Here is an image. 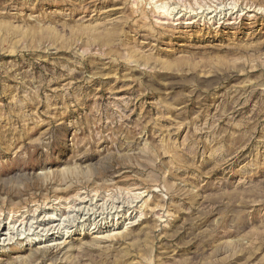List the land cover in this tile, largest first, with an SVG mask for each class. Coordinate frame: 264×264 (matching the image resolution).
<instances>
[{
  "label": "rangeland",
  "instance_id": "374dc122",
  "mask_svg": "<svg viewBox=\"0 0 264 264\" xmlns=\"http://www.w3.org/2000/svg\"><path fill=\"white\" fill-rule=\"evenodd\" d=\"M0 264H264V0H0Z\"/></svg>",
  "mask_w": 264,
  "mask_h": 264
}]
</instances>
